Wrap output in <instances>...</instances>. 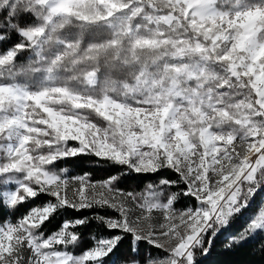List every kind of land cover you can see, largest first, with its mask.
I'll return each mask as SVG.
<instances>
[{
	"label": "snow or ice",
	"instance_id": "6c2138e0",
	"mask_svg": "<svg viewBox=\"0 0 264 264\" xmlns=\"http://www.w3.org/2000/svg\"><path fill=\"white\" fill-rule=\"evenodd\" d=\"M225 232L264 239V0H0V264H203Z\"/></svg>",
	"mask_w": 264,
	"mask_h": 264
},
{
	"label": "trees",
	"instance_id": "16d2710c",
	"mask_svg": "<svg viewBox=\"0 0 264 264\" xmlns=\"http://www.w3.org/2000/svg\"><path fill=\"white\" fill-rule=\"evenodd\" d=\"M26 56V54H25ZM25 56L21 57V60H24ZM68 168L69 173L72 176L82 175L85 172L90 174V179L93 182H99L107 178L110 172V166L99 162L95 157H77L73 158V162L65 165ZM114 173V170H111ZM167 175H172L167 173ZM172 178H175L172 176ZM159 177L155 176H146L141 177L135 173L128 175L124 179L119 187L126 192H140L142 191L148 183L153 181H158ZM257 197V201H259ZM39 203V201H38ZM194 198H184L182 197L179 202L176 203L175 208L177 211L182 210L191 204H194ZM255 207V205H254ZM26 209L21 208L20 212L17 213V216L23 215ZM251 211V210H250ZM93 212H99L101 214L111 215V212L105 213L102 209H93V210H84L83 215H92ZM8 219H13V217H8ZM245 221L242 219L235 223L230 229V232L235 235L243 227ZM89 233L100 234V230L93 223L92 228L88 230ZM106 234V233H105ZM229 232H225L221 235L215 242L211 253L206 257H203V264H264V239L260 236H254L250 238L243 246L235 247H226L229 243ZM125 250L127 249V241H125L122 246ZM147 247V246H145ZM153 255H162L156 249H151Z\"/></svg>",
	"mask_w": 264,
	"mask_h": 264
},
{
	"label": "rangeland",
	"instance_id": "374dc122",
	"mask_svg": "<svg viewBox=\"0 0 264 264\" xmlns=\"http://www.w3.org/2000/svg\"><path fill=\"white\" fill-rule=\"evenodd\" d=\"M124 192H126V191H124Z\"/></svg>",
	"mask_w": 264,
	"mask_h": 264
}]
</instances>
